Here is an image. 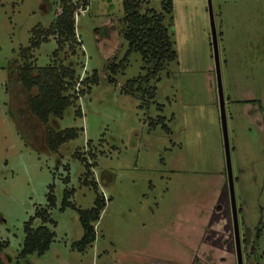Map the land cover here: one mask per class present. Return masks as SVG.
Wrapping results in <instances>:
<instances>
[{
  "label": "rangeland",
  "instance_id": "374dc122",
  "mask_svg": "<svg viewBox=\"0 0 264 264\" xmlns=\"http://www.w3.org/2000/svg\"><path fill=\"white\" fill-rule=\"evenodd\" d=\"M125 1L88 0L74 13L73 44L64 41L53 56L59 45L50 37L34 51L36 68L59 61L74 71L75 92L85 93L43 126L10 78L33 30H47L60 13V0H0L4 264H237L207 0H135L163 15L176 55L147 82L139 54L120 66L128 52ZM211 7L242 261L264 264V0H211ZM92 73L97 82L82 83ZM139 77L143 92L127 90ZM46 129L76 136L52 151ZM94 184L104 209L95 240L79 251L78 211L93 207ZM66 190L73 207L61 209ZM49 191L54 238L42 256L19 259L24 224L47 205Z\"/></svg>",
  "mask_w": 264,
  "mask_h": 264
},
{
  "label": "trees",
  "instance_id": "16d2710c",
  "mask_svg": "<svg viewBox=\"0 0 264 264\" xmlns=\"http://www.w3.org/2000/svg\"><path fill=\"white\" fill-rule=\"evenodd\" d=\"M75 1L60 0V13L56 15L50 27L47 30L40 28L33 30V37L28 47L20 50L18 53L19 64H16V72L10 78V85L17 84L26 92V109L31 117L43 126L48 123L51 117L60 119L64 111L73 106L74 102L85 94L82 90L79 92L81 96H79L78 92H75L76 77L70 67L60 64L59 61L42 68H36L34 66V51L42 43L47 42L50 37L56 38V43L59 45L56 52H53V56L60 49L62 50L61 47L65 43L64 41L69 40L72 44L75 42L74 13L80 8L84 11L88 6V0H82L81 4ZM166 7L168 13L172 9L171 3L168 2ZM164 21L165 18L161 13H157L153 9L144 8L143 2L141 1L128 0L123 2L122 22L125 25L124 38L128 42V52L124 60L120 63V66L123 67L126 63L128 54L132 52L139 54L144 62L143 70H146V76L144 78L146 82L149 79L157 81L158 75L164 70L167 64L176 59ZM139 80L140 77L136 80L129 81L126 89L142 93L143 91L140 87H137ZM96 82V74L92 73L82 83L90 86ZM32 91H35V93H32ZM153 92V88L148 90L150 98H152L151 94ZM157 107L159 108V106ZM80 116L82 115L80 114ZM162 119L157 117L156 120L150 121L148 126L153 128ZM163 128L167 130L165 126ZM45 131L44 144L52 151H56L58 146L76 136L74 129H67L64 132L58 133L48 131L47 129ZM89 165H86V174L89 173ZM96 189L94 184L93 190L96 193V197L93 207L87 211H78L79 221L83 231L81 240L75 245L79 251H82L95 240L94 226L104 209V201L101 196L97 195ZM72 194L71 190L64 191L60 206L61 209L73 207L69 202ZM54 206L55 199L51 195V191H49L47 205L44 208H37L33 216L24 224V239L18 255L19 259H24L32 254L42 256L49 249L54 238V232L47 227V224H53L49 216V211ZM35 220H39V226L36 228L33 227ZM5 247V244L0 241V264H4L1 259V254ZM254 251L255 248L252 246L249 254L254 256Z\"/></svg>",
  "mask_w": 264,
  "mask_h": 264
},
{
  "label": "water",
  "instance_id": "95a60500",
  "mask_svg": "<svg viewBox=\"0 0 264 264\" xmlns=\"http://www.w3.org/2000/svg\"><path fill=\"white\" fill-rule=\"evenodd\" d=\"M207 11H208V16H209V24H210L211 47H212V54H213L212 56H213L214 64H215V74H216L217 94H218V108H219V116H220L222 135H223V148H224V154H225L228 190H229V196H230V207H231V213H232L233 239H234V247H235V252H236V263L243 264L242 252H241V241H240L238 221H237V209H236L234 190H233V178H232L231 165H230V150H229V141H228V135H227L225 101L223 97L221 77H220L217 33H216V28H215L214 19H213L211 0H207Z\"/></svg>",
  "mask_w": 264,
  "mask_h": 264
},
{
  "label": "built area",
  "instance_id": "2783aa9c",
  "mask_svg": "<svg viewBox=\"0 0 264 264\" xmlns=\"http://www.w3.org/2000/svg\"><path fill=\"white\" fill-rule=\"evenodd\" d=\"M76 1H77V3H79V4L82 3V0H76ZM77 11H82V10H81V8H80V9H78ZM77 11H76V12H77Z\"/></svg>",
  "mask_w": 264,
  "mask_h": 264
}]
</instances>
